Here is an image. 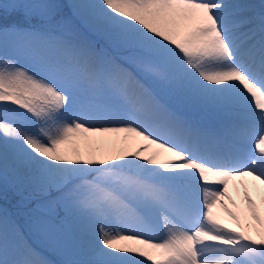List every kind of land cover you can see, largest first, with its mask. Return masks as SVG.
I'll return each mask as SVG.
<instances>
[{
	"label": "snow or ice",
	"instance_id": "obj_1",
	"mask_svg": "<svg viewBox=\"0 0 264 264\" xmlns=\"http://www.w3.org/2000/svg\"><path fill=\"white\" fill-rule=\"evenodd\" d=\"M262 212L264 0H0V264H264Z\"/></svg>",
	"mask_w": 264,
	"mask_h": 264
},
{
	"label": "bare ground",
	"instance_id": "obj_2",
	"mask_svg": "<svg viewBox=\"0 0 264 264\" xmlns=\"http://www.w3.org/2000/svg\"><path fill=\"white\" fill-rule=\"evenodd\" d=\"M253 3H255V4L258 5L260 3V0H253ZM98 143L99 142H94L90 146L81 143L79 145V147H80V150L82 152H87L90 148L91 149H102L104 151H109L112 148V145L111 144H101V146L98 147V145H97ZM137 144H138V142L129 141L126 144L124 142H121V143H119V144H117L115 146L117 148L127 147V148H130V149H135V147H137ZM250 180L252 181L251 177H245V178H237V179H235V182H236V184H234L235 185V188L237 186H241V184H243V188H241V189L236 188V190H235V188L234 189L233 188L232 189H229L230 196L232 197V200L235 201V204L231 203L232 201L231 200H228V199H225V201H224L225 204H230L231 205V207L229 205V208L233 212H235L237 215H239L241 217V220L243 222H245V223H254V222H252L250 220V218H248V219L245 218L246 217L247 205H246V202L244 201V186L247 185L248 182H251ZM254 183L255 184H258V182H254ZM229 185H230V183H229ZM249 190H250L251 195L253 196V199H256L257 202L259 203L260 196H259L258 190L256 188L252 187L251 185L249 187ZM262 214H264V212H262Z\"/></svg>",
	"mask_w": 264,
	"mask_h": 264
},
{
	"label": "rangeland",
	"instance_id": "obj_3",
	"mask_svg": "<svg viewBox=\"0 0 264 264\" xmlns=\"http://www.w3.org/2000/svg\"><path fill=\"white\" fill-rule=\"evenodd\" d=\"M65 3H68V1L65 0ZM97 145H101V143H98ZM250 181H251V180H250ZM253 183H254L253 181L248 182V183H247L248 187H250V185L252 186ZM230 189H232V187H231ZM9 199H11L13 202H11V205L7 202V203L5 204V206L9 209V211H13V212H14V211H17L16 201L19 199V197L12 198V196H10ZM231 203H232V202H231ZM226 205H227V207L229 208V205H230V204H226ZM230 207H231V205H230ZM229 209H230V208H229ZM214 213L217 215V217H218L219 219L222 220V222L228 223L230 226H234V222L232 221L231 217L229 216L228 212L225 210L224 207H222V206H220V205H217V207L214 209ZM164 234H165V233H164V230H163V235H164ZM163 235H162V236H163ZM162 236H161V237H162ZM35 243H36L37 246H39V248H41L42 250L44 249L43 244H42L39 240H36ZM49 254H50V253H49ZM51 257H52V259H56L55 256H52V255H51Z\"/></svg>",
	"mask_w": 264,
	"mask_h": 264
}]
</instances>
